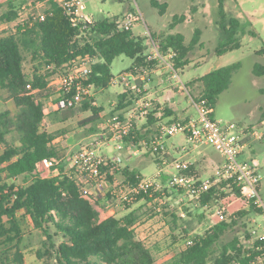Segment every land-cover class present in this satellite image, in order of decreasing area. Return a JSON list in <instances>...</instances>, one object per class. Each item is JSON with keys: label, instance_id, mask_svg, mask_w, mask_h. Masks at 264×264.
<instances>
[{"label": "trees", "instance_id": "trees-1", "mask_svg": "<svg viewBox=\"0 0 264 264\" xmlns=\"http://www.w3.org/2000/svg\"><path fill=\"white\" fill-rule=\"evenodd\" d=\"M26 1L6 0L0 4L4 7L0 11V23L14 22ZM47 2L43 19L23 20L14 32L0 35V93H6L17 107L15 114L7 109L0 110V264H25L21 245L24 238L20 222L22 214L29 217L42 236L35 250L42 264H156L151 250L136 236V227L142 222L137 209L100 219L94 203L81 195L76 181L64 172L62 164L53 163L52 169L58 168V172L50 176H42L36 167L42 160L59 157L55 144L59 132H49L43 127L46 117L58 114L57 111L46 112L47 102L53 105L60 98L59 89L49 85L47 78L77 55L87 54L94 59L88 83L93 90H102L111 83L110 65L117 56L124 55L132 60L124 71L141 66L149 70L156 68L154 61L147 60L148 41L144 36L133 34L131 28L120 27L118 16L72 25L59 0ZM150 3L160 14L164 13L165 2L150 0ZM218 17L219 41L215 51L221 55L240 47L237 37L240 20L227 17L224 0H218ZM182 19L174 15L171 26ZM198 37L196 31L192 40L186 43L185 36L176 32L155 41L163 54L169 50L175 52L170 60L178 70L188 64V54ZM24 53L36 61L30 73L24 70ZM239 67L240 62H234L194 78L191 83L199 85L200 92L192 95V99H206L214 108L218 95L228 88L232 74ZM252 72L257 76L264 75V65L255 63ZM150 79L151 73H148L145 81ZM123 87L117 103L105 119L115 115L123 119L138 97L147 93V89L142 88L138 95H134L129 88ZM93 103L94 99L90 97L76 107L97 114L102 107ZM173 114L172 109L152 99L145 121L139 127L134 126L133 134L127 140L150 142L158 123L178 119L176 116L169 118ZM83 130L93 132L97 129L90 126ZM122 172L131 177L138 173L128 166H124ZM187 172L200 178L195 164ZM20 176L23 177L22 184L6 181ZM226 188L229 186L222 182L219 187L202 193L199 206L230 194L239 195L237 187L233 186L229 192L225 191ZM148 200L139 196L135 203L146 204ZM249 207L251 210L240 209L227 219L213 223L203 234L195 235H190L189 221L172 213L173 223L179 222V233L184 235V246L164 264H264V238L256 237L250 241V230L242 237L235 235L229 241H221L238 218L251 216L252 211L262 214L260 208ZM184 210L191 215L187 207Z\"/></svg>", "mask_w": 264, "mask_h": 264}, {"label": "rangeland", "instance_id": "rangeland-1", "mask_svg": "<svg viewBox=\"0 0 264 264\" xmlns=\"http://www.w3.org/2000/svg\"><path fill=\"white\" fill-rule=\"evenodd\" d=\"M5 1L0 0V4H4ZM158 1L167 4L163 14L159 13L157 7L151 5L150 0H85V6L80 9V13L87 18H92L93 21L118 16L120 27L126 19H132L134 22L131 30L135 35L146 37L147 49L150 48L148 33L155 41L156 38L160 39L163 35L180 32L185 36V42L189 43L196 31L199 32L198 41L188 54V64L184 68L176 70L181 81L186 85V89L179 90L180 83L177 81V77H174L172 79L173 84L167 87L160 80L158 73L151 74V79L147 82L148 93L152 97L159 98L156 101L161 105L173 110L174 114L169 118L176 116L181 119L186 114L195 113L192 95L199 94L200 86L192 85L191 82L194 78L217 67L240 62V67L232 74L228 88L218 95L213 108V117L241 125H257L264 120V75L257 76L252 72L255 63L264 65V51H259L261 48L264 49V0H224L227 17H235L240 20V28L237 34L240 47L221 55L215 51L219 41L218 0ZM47 5V0H27L20 7L18 18L14 22L0 23V35L14 32L16 26L23 20L31 22L39 13L45 14ZM3 9L4 7L1 6L0 11ZM174 15L183 17V19L171 26ZM145 31L147 36L144 35ZM131 62L132 60L124 55L114 58L110 65V71L115 80L102 90L92 89L93 104L102 107V110L98 111L97 114H92L90 110L84 111L79 106L70 109H58L56 106L53 107L51 102H47L46 112L52 114L57 111L58 114L46 117L43 127L49 132H59L55 141L59 157L54 164H62L64 172L67 173L68 171V162L72 152L79 144L84 143L91 133V131L86 132L83 129L90 126L97 129V125L108 116L110 109L117 103L118 94L124 89L123 84L118 81V75ZM35 64L36 61L33 62L30 55L24 53L23 66L25 72H32ZM47 80L48 84L52 85L51 82L55 80L54 74H51ZM4 109L15 114L17 107L15 102L2 92L0 93V110ZM138 120L137 125H141L145 121L142 117ZM161 143L164 152L170 151L172 153L170 158L181 157V159L189 160L193 165L195 164L196 173L200 178L211 174L214 168L222 162L221 155L211 146L194 144L183 133L164 137ZM1 148L0 145V151ZM107 149L112 151V145ZM120 153L124 156L120 167L128 166L144 177L153 176L162 166L157 161L162 156L160 152L155 153L142 148V152L137 156L124 150ZM239 158L257 165L260 175L257 193L264 202V139L251 141ZM52 166L47 168L45 163L40 162L37 165V170L41 175H55L58 168L52 169ZM162 168L164 174L174 172L172 167L163 166ZM6 181L15 184L24 183L22 176ZM226 189L229 191V188ZM165 201L166 204L160 211L150 208L147 203H135L129 208L118 209L116 213L120 216L129 209L138 210L142 222L136 227V236L151 250L156 264H164L176 250L184 246V235L179 233V222L173 223L172 213L179 217L180 212L185 211L184 208L187 207L191 215L188 216L187 211H185V216L182 219L189 221V227L192 229L190 235H195L203 234L213 223L227 219L238 209L251 210L233 194L201 207L199 202L196 203L188 194L174 190L165 197ZM94 205L99 210L100 219L107 217L106 210L101 211L98 205L95 203ZM222 207L225 208V211L220 216L217 211ZM20 222L24 234L21 245L25 264H42L35 255V250L42 238L41 234L34 228L28 216L22 214ZM249 230H255L250 241L256 237L264 236V214L252 211L251 216L238 218L233 227L226 230L221 241H229L235 235L242 237Z\"/></svg>", "mask_w": 264, "mask_h": 264}, {"label": "built area", "instance_id": "built-area-1", "mask_svg": "<svg viewBox=\"0 0 264 264\" xmlns=\"http://www.w3.org/2000/svg\"><path fill=\"white\" fill-rule=\"evenodd\" d=\"M59 3L70 16L72 25L80 21L92 22V18H87L80 13V9L85 6V0H59ZM44 15L39 13L35 19L41 20ZM133 22L130 18L126 19L122 23V28H131ZM144 35L147 36L146 31ZM148 36L150 48L147 50V60L154 61L156 68L149 70L141 66L122 71L118 75V81L129 88L134 95H138L142 88H146L147 74L158 73L165 85L171 86L172 79L177 77L180 83L179 90L186 89V85L181 81L170 60L175 52L169 50L167 54H163L149 33ZM93 62L94 59L89 55L79 54L57 68L54 73L55 80L51 84L59 89L60 98L53 107L74 108L85 99L92 97L93 87L88 83V79ZM113 80H115L114 77L111 82ZM140 82H143L142 86ZM192 103L195 108L194 114H188L184 118L171 122L158 123L156 133L150 142L141 140L135 143L127 140L133 134L137 120L140 117L145 119L152 107V99L147 95L138 97L134 107L125 114L123 119L115 115L100 122L97 130L91 132L87 140L79 144L69 158L67 174L76 181L81 195L98 205L101 211L106 210L109 216L116 214L118 209H126L134 204L139 196L148 198L147 205L160 211L166 204L165 197L174 190L188 194L198 203L202 193L226 182L229 191L233 186L239 189L237 199L242 200L248 207L253 205L260 208L264 214V202L257 193L260 182L258 167L253 162L239 158L251 141L264 139V120L257 125H241L214 118V109L206 99H192ZM178 133H183L194 144L211 146L221 155L222 162L208 176L196 178L187 172L192 165L191 161L183 160L181 157L170 158L163 152L161 143L163 138ZM110 145L113 147L112 151L107 149ZM142 148L154 152L160 150L162 156L158 159V163L162 166L151 177H144L139 173L132 177L122 174L120 164L124 156L120 152L124 150L137 156L142 152ZM40 162L45 163L49 168L55 160L45 159ZM40 162L36 164V167ZM163 166L172 167L174 172L164 174ZM108 175H111V178ZM224 211L225 208L222 207L217 213L221 216ZM180 216H185V211L180 212ZM251 232L254 233L255 230Z\"/></svg>", "mask_w": 264, "mask_h": 264}, {"label": "crops", "instance_id": "crops-1", "mask_svg": "<svg viewBox=\"0 0 264 264\" xmlns=\"http://www.w3.org/2000/svg\"><path fill=\"white\" fill-rule=\"evenodd\" d=\"M167 86V85H166ZM167 87H169V86H167ZM148 87H147V85H146V89H147ZM146 95L149 97L150 96V98H152L153 100H159V98H156V97H152L151 96V94L150 93H148V91H147V93H146ZM188 114H186L184 117H186ZM159 116V115H158ZM183 117V118H184ZM144 120V119H143ZM138 122H139V120H137V124H138ZM138 126H140V125H138ZM164 152V151H163ZM164 153H166V155L167 156H170L172 153L170 152V151H165ZM124 167H122L121 168V172H122V169H123ZM122 174H125V173H123L122 172ZM101 204V203H100Z\"/></svg>", "mask_w": 264, "mask_h": 264}]
</instances>
